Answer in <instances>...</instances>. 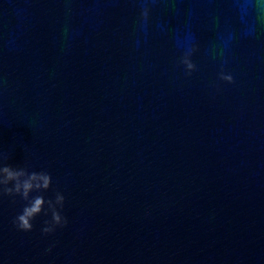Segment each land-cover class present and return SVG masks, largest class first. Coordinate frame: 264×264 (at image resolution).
Instances as JSON below:
<instances>
[{
  "label": "water",
  "instance_id": "95a60500",
  "mask_svg": "<svg viewBox=\"0 0 264 264\" xmlns=\"http://www.w3.org/2000/svg\"><path fill=\"white\" fill-rule=\"evenodd\" d=\"M5 167L0 264H264V0H0Z\"/></svg>",
  "mask_w": 264,
  "mask_h": 264
},
{
  "label": "clouds",
  "instance_id": "9594fccd",
  "mask_svg": "<svg viewBox=\"0 0 264 264\" xmlns=\"http://www.w3.org/2000/svg\"><path fill=\"white\" fill-rule=\"evenodd\" d=\"M142 15L146 18L148 15L147 11H144ZM184 47L185 51L181 62L185 67L186 73L190 75L196 67L190 59L192 53L195 51V46L189 39ZM220 79L228 83L233 82V77L223 71L220 73ZM0 173H3V178H0V185H7L11 181L15 182L12 188H4L2 192H0V195H19L24 200H29L30 193L33 190L41 188L47 189L51 183V177L45 173L26 174L23 170L17 171L8 167L0 169ZM26 175L27 178L21 179V177ZM63 200L64 197L62 195H58L56 198V202L61 205L63 204ZM44 203L45 201L41 196L32 198L13 221L17 229L21 231H31L33 227L32 221L42 212ZM62 224H66V220H64L61 215L54 210L52 213V223L44 227L42 231L46 234L51 233L54 231L55 226Z\"/></svg>",
  "mask_w": 264,
  "mask_h": 264
}]
</instances>
